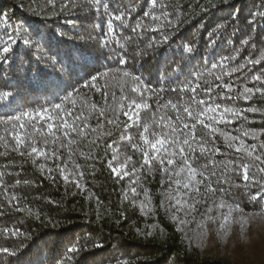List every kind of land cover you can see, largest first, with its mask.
<instances>
[{
	"label": "trees",
	"instance_id": "obj_1",
	"mask_svg": "<svg viewBox=\"0 0 264 264\" xmlns=\"http://www.w3.org/2000/svg\"><path fill=\"white\" fill-rule=\"evenodd\" d=\"M145 11L161 16L160 21L144 17ZM262 13L264 0H157L155 7L151 0H0V47L6 41L12 47L4 54L8 62L0 60V92L12 93L7 100L0 99V115L50 107L69 93L75 98L77 91L103 105L101 93L83 86L96 72L110 73L109 102L113 92L119 97L122 86L126 95L139 102L130 91L133 77L148 85L144 93L148 108L140 112V121H128L127 128L107 126L113 129L112 136L91 151L94 159L87 158V141L71 146L72 153L61 149L59 160L34 157L35 163L27 155L0 147L4 153L0 155V229L18 228L24 233H0V248L15 252H0V264H264V198L253 200L249 195L255 194L258 185L245 188L235 173L228 175L239 188L218 184L213 177L216 194L201 197L195 212L168 210L167 201L160 207L167 184L161 183L158 170L151 174L141 170L142 153L132 147L143 123H151L161 113L175 115L162 107L169 101L184 104L193 95L209 99L202 88L195 94L181 90L189 80H198L202 87L230 83L232 95L245 86H264L252 79L264 73V62L248 63L264 53ZM114 15L122 19L113 21L114 31L108 33L107 22ZM138 22L157 30L134 32ZM9 35L16 37L14 43L7 40ZM121 59L126 62L122 64ZM213 64L224 67L212 69ZM232 68L239 70L231 72ZM124 72L129 75L123 76ZM220 90L214 87L212 98ZM217 102L242 110L264 109V97L259 94L250 101ZM245 115L247 122L218 127L232 135H239L241 127L255 132L258 139H243L259 145L264 141V116ZM126 120L121 115L120 121ZM197 132L205 134L201 126ZM122 135L132 137V143L121 140ZM214 142L221 151L211 159L222 162L236 157L223 137L217 135ZM114 151L121 154V162L132 157L129 177L112 174L108 161ZM199 163L208 164V159L201 158ZM40 164L45 167L41 169ZM65 164L67 182L56 167ZM133 166L137 171L131 172ZM133 180L138 183L132 184ZM132 187L137 189L135 196ZM144 189L151 197V211L140 209L146 200ZM5 190L17 197L11 205ZM221 199L238 204L242 211H233L227 222L226 207L209 213L208 207ZM72 248L79 251L73 253Z\"/></svg>",
	"mask_w": 264,
	"mask_h": 264
},
{
	"label": "snow or ice",
	"instance_id": "obj_2",
	"mask_svg": "<svg viewBox=\"0 0 264 264\" xmlns=\"http://www.w3.org/2000/svg\"><path fill=\"white\" fill-rule=\"evenodd\" d=\"M151 4L155 7L157 0H151ZM143 15L144 17H150L153 22L161 19V16L156 15L154 12L145 11ZM161 15L167 17L168 13L162 12ZM121 19L120 15L109 18L107 22L108 33L114 31L113 21H120ZM137 28H143L146 31L157 30L156 27L146 26L143 22H138L133 31L135 32ZM7 40L14 43L16 37L9 35ZM11 51V44L6 41L4 46L0 47V60L7 63L8 58L4 54ZM223 59L230 58L225 57ZM120 62L123 64L126 61L121 59ZM261 62H264V53L258 58L248 59V63L253 65ZM217 67L223 68L224 65H212V69ZM243 67L244 65H240V68ZM238 70V68H232L230 71L236 72ZM109 75V71L96 72L90 75L88 81L83 85L101 93L104 98L103 105L90 101L87 97H81L77 91L75 98L72 93H69L64 101L55 103L50 107L22 111L14 115H0V147L18 152L21 156L27 155L29 158H33V163H35V158L59 160L61 149H68L72 153L71 146L78 147L81 143L87 141L90 148L87 158L94 159L91 151L97 149L101 142L112 136L113 129L107 126L111 125L115 129L127 128L129 127L128 121L134 123L140 121V112L148 108L147 103L144 101V93L148 91V85L136 77H133L130 91L140 98L139 102L136 97L126 95L123 86L119 97L117 98L113 92L111 102H109V92L107 91V78ZM128 75L127 72L123 73L125 77ZM215 79L220 80L221 77L216 76ZM252 79L264 85V73L254 75ZM100 81H104V84L101 85ZM205 83L207 84V82ZM214 87L221 89L216 92L215 99L211 95ZM201 88L209 96L208 100L197 99L193 95L184 104L169 101L162 107L165 109L170 108L175 113L174 116L168 115L167 112L161 113L158 118L154 115L151 123L142 124V131L138 133V142L132 143L133 138L124 135L121 136V140H128L129 143H132L133 149L142 153L141 170H146L149 174L158 170L161 174V183L167 184L164 192L165 199L161 200L160 203L162 208L167 201L169 202L168 210L176 208L177 211L186 209L187 212H195L197 210L196 206L201 202V197L209 193L213 196L216 194L217 189L213 187V177H216L218 184L229 183L233 187H240L239 184L230 180L228 175L230 173L240 176L245 182V188L253 185L259 186L255 194H249L251 199L264 198V141L259 145H249L245 143L243 137L256 140L258 137L255 132L241 127L237 129L239 135H232L218 127L221 124L235 123L237 120L247 122L246 112H259L264 116V109L248 107L242 110L217 102V99L220 101L236 99L250 101L256 94L264 97V86L255 88L245 86L242 90L237 91L235 95H232L233 85L230 83L202 87L198 80H189L181 85V90H189L193 94ZM11 95L10 92H0V99L7 100ZM157 112H159V109H157ZM121 115L127 118L123 123L120 121ZM93 120L95 124L92 123ZM198 126L202 127L205 134L201 135L197 132ZM217 135L223 137L225 146L237 154L234 159L222 162L211 159L212 156L219 154L221 151L219 147L215 146L214 137ZM106 147L112 148V144H106ZM258 148L260 149L259 153ZM0 155H4V153H0ZM81 155L84 154L81 153ZM120 155L118 151H114L108 161V167L113 175L124 179L131 174L128 165L132 162V157L127 156L121 162ZM201 158H207L208 164H200ZM209 165H211V168ZM39 167L43 169L45 165L40 164ZM56 167L59 169L61 177L67 182L69 179L68 175L65 174L67 165H56ZM75 167L79 169L80 165L75 164ZM253 168H255V172L252 171ZM218 169L221 170L219 175H217ZM48 171L51 172L52 169L49 168ZM135 171L137 169L133 166L131 172ZM258 174L259 178H257ZM80 175L82 176L83 173L81 172ZM131 183L136 184L138 180H133ZM219 190L223 191V189ZM131 192L134 196L137 195L135 187L131 188ZM143 194L146 200L141 202L140 209L141 211L145 209L151 211L149 207L151 197L148 190L144 189ZM5 198L8 199L10 205L12 201L17 200L14 194L9 196L6 190ZM225 207L228 209V213L224 215L225 222H227L233 211H242L238 204H228L223 199L208 207L207 211L211 213L213 208L218 210ZM17 210L20 209L17 208ZM0 215H3V212H0ZM211 218L209 217V219ZM0 233L10 234L11 236L24 235L18 228L9 229L7 227L0 229ZM70 251L75 253L79 250L72 248ZM0 252L15 255V252L10 251L7 247L0 248Z\"/></svg>",
	"mask_w": 264,
	"mask_h": 264
},
{
	"label": "rangeland",
	"instance_id": "obj_3",
	"mask_svg": "<svg viewBox=\"0 0 264 264\" xmlns=\"http://www.w3.org/2000/svg\"><path fill=\"white\" fill-rule=\"evenodd\" d=\"M249 248L251 247V246H249V245H247Z\"/></svg>",
	"mask_w": 264,
	"mask_h": 264
}]
</instances>
